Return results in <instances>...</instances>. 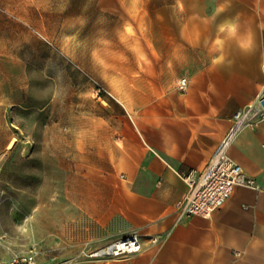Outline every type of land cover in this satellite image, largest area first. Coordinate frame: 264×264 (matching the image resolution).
Wrapping results in <instances>:
<instances>
[{"label":"crops","instance_id":"0c3cea01","mask_svg":"<svg viewBox=\"0 0 264 264\" xmlns=\"http://www.w3.org/2000/svg\"><path fill=\"white\" fill-rule=\"evenodd\" d=\"M118 2L141 15L164 88L109 129L108 149L97 159L103 168L62 191L63 217L78 218L76 230L64 223L62 231L75 245L95 247L138 231L143 250L69 264H264V126L242 129L228 149L260 190L237 186L210 217L181 216L177 206L190 191L181 172L207 166L233 115L264 87V0ZM21 3L0 0V128L23 99L22 62L15 55ZM183 78L188 86L180 90ZM10 143L2 137L0 151Z\"/></svg>","mask_w":264,"mask_h":264},{"label":"rangeland","instance_id":"374dc122","mask_svg":"<svg viewBox=\"0 0 264 264\" xmlns=\"http://www.w3.org/2000/svg\"><path fill=\"white\" fill-rule=\"evenodd\" d=\"M21 12L23 99L0 128V139H16L0 151V264L31 251L37 264H69L97 247L64 236L78 218L63 217L62 191L103 168L109 129L159 95L166 77L141 15L118 0H22Z\"/></svg>","mask_w":264,"mask_h":264},{"label":"built area","instance_id":"2783aa9c","mask_svg":"<svg viewBox=\"0 0 264 264\" xmlns=\"http://www.w3.org/2000/svg\"><path fill=\"white\" fill-rule=\"evenodd\" d=\"M188 80L179 82V89L185 90ZM264 126V87L255 99L239 109L232 117V126L220 141L213 157L203 170L181 172L190 186V191L178 203L181 216L198 215L210 217L229 200L237 186H246L260 190L257 181L248 175L240 165L230 157L228 149L236 135L244 128ZM159 239L155 237L154 242ZM143 250L141 235L131 231L124 237L111 240L106 244L84 250L85 261H108L136 255ZM8 264H37L33 251L24 257H12Z\"/></svg>","mask_w":264,"mask_h":264},{"label":"bare ground","instance_id":"6f19581e","mask_svg":"<svg viewBox=\"0 0 264 264\" xmlns=\"http://www.w3.org/2000/svg\"><path fill=\"white\" fill-rule=\"evenodd\" d=\"M16 139L12 140L11 143L9 144V148H13L15 146Z\"/></svg>","mask_w":264,"mask_h":264}]
</instances>
